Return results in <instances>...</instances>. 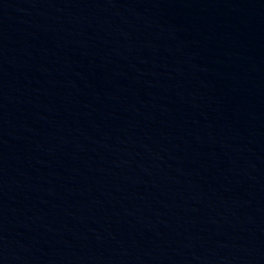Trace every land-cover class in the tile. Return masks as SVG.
Returning <instances> with one entry per match:
<instances>
[{"label":"water","instance_id":"water-1","mask_svg":"<svg viewBox=\"0 0 264 264\" xmlns=\"http://www.w3.org/2000/svg\"><path fill=\"white\" fill-rule=\"evenodd\" d=\"M0 264H264V0H0Z\"/></svg>","mask_w":264,"mask_h":264}]
</instances>
